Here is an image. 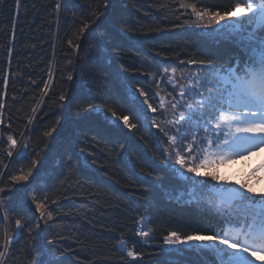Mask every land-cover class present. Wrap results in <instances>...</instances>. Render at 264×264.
Wrapping results in <instances>:
<instances>
[{
	"label": "trees",
	"instance_id": "1",
	"mask_svg": "<svg viewBox=\"0 0 264 264\" xmlns=\"http://www.w3.org/2000/svg\"><path fill=\"white\" fill-rule=\"evenodd\" d=\"M179 1L194 4L198 11L209 6L212 11L215 6L229 10L240 2L72 0L68 5L72 10L60 13L55 10L58 0H19V7L16 0L0 2V102L4 103L0 159L8 166L0 165L5 173L0 186L11 188L10 206L9 198L0 195V244L15 235L16 219L39 217L32 212L35 202L55 209L51 231L37 236L25 228L9 246L6 264H31L39 258V249L48 251L49 240L61 250L49 252L48 259L64 264H129L131 258L121 243L141 254L133 264H217L215 245L168 250L158 245L171 231L182 236L197 230L211 234L236 230L237 225L228 223L214 205L192 200L191 185L180 176L178 166H170L174 161L164 163L168 138L149 118L171 127L167 124L171 112L158 108V94L172 98L164 67L176 68L177 76L200 71L189 60L212 59L226 67L230 60L235 62L234 56L242 55L245 42L238 35L229 36L227 29L190 28L192 12L182 9ZM140 89L157 112L147 109ZM62 91L72 99L58 102ZM201 98L187 96L179 110H186L185 102L195 104ZM124 116L127 125L116 118ZM202 125L203 121H194L187 135L195 131L204 136ZM46 131L51 136L45 137ZM9 134L17 139L18 148L22 142L29 145L23 160H17L15 152L7 156L4 141ZM32 159L41 161L33 177L14 186L10 176L21 168L27 171ZM247 171L246 167L244 176ZM34 195L37 199L30 205ZM141 217L152 230L150 242L138 236Z\"/></svg>",
	"mask_w": 264,
	"mask_h": 264
},
{
	"label": "snow or ice",
	"instance_id": "2",
	"mask_svg": "<svg viewBox=\"0 0 264 264\" xmlns=\"http://www.w3.org/2000/svg\"><path fill=\"white\" fill-rule=\"evenodd\" d=\"M71 2L72 0H64L62 5L58 0L55 5L56 12H70L72 9L68 5ZM16 5L19 7V0H16ZM187 7H190L197 20L202 22L195 26L216 25L222 30L227 29L229 36H240L245 42L241 49L242 55L234 56L235 62L230 60L226 67L214 63L212 59L189 60V64L200 67V71L193 79L200 82L199 87L204 91L200 92L195 88L180 85L178 89L180 99L177 100L173 96L172 99L176 102L169 103L175 117L167 121L171 127L161 126L151 118L149 121L151 125L160 128L168 138V148L163 150L167 153L164 163L168 165L169 161H174L170 166L173 168L178 166L176 170L179 171L180 176L191 185L189 195L192 200L214 205L217 211L226 217L228 223L237 225V229H222L219 233L211 234L197 230L193 234L183 236L179 232L171 231L164 237V241L169 247L193 245L195 242L205 246L215 245L212 251L217 257V264H257V262L264 264V158L259 162L250 161L253 154L264 149V0H240L229 10L224 11L220 10V6H215V11L211 10L213 6L204 8L203 11H197L195 5H187ZM153 31L158 32L160 29ZM69 44H72V41H69ZM75 46L79 48L80 44L77 43ZM68 63L71 64L72 61L69 60ZM176 71V68H171L173 76ZM163 73L168 74L169 68L164 67ZM67 79L71 81L73 76L69 74ZM208 83L212 84L211 88L206 86ZM3 84L6 96L7 79ZM45 87L47 88L48 85ZM194 91L202 98L195 104L185 102L186 110L180 111L179 109L184 107L181 103L183 98ZM139 95L145 97L143 103L147 109L153 113L157 112V108L148 103L147 94L143 89H140ZM66 99H72L68 93L62 91L58 94V102ZM160 107H164L163 102ZM3 108L4 103L0 102V113ZM35 111L33 109V112ZM143 115L147 117L148 114L144 112ZM112 116H116L114 111ZM116 118L122 119L125 125L128 124L127 116ZM194 121H203L204 136L198 137L195 131L191 137L187 135ZM0 124H3L2 119ZM130 127L135 128L136 125L132 124ZM51 134V131H46L43 135L48 137ZM0 136H3V133H0ZM4 142L8 146V157H12L13 152L16 153L17 160H23L29 155L27 151L29 145L22 142L18 148V141L13 135H7ZM36 155L38 156L39 153ZM237 161H248L245 164L248 171L244 180L231 179L218 171L220 166L235 164ZM40 164L39 159H32L27 171L21 168L19 174L11 175L10 180L13 185L28 182L30 177H33V170ZM0 165L3 168L8 167L2 159ZM3 168H0V176L5 174ZM196 177L205 179L198 180ZM0 195L9 198L10 206L11 188L0 186ZM42 198L47 199L43 195ZM36 199L34 195L28 203L31 205ZM3 211L6 213L8 208ZM54 211L55 209L48 208L46 202H35L32 212L33 214L38 212V218L34 216L31 220L23 221L16 219L15 235L0 244V264H6L5 258L9 246L12 245L13 240L23 236L25 228L28 229L29 235L35 231L37 236L41 232L51 231L49 222L53 220ZM2 219L7 220L8 216L3 215ZM138 236L150 238L149 233L144 230H140ZM55 244V241L49 240L45 245L48 251L39 249V258L31 264H64L61 260L48 259L49 252L61 250L54 248ZM120 248L125 249V245L122 243ZM29 255H32L31 250ZM140 255L134 249H126V256L131 258L129 264L136 262Z\"/></svg>",
	"mask_w": 264,
	"mask_h": 264
},
{
	"label": "rangeland",
	"instance_id": "3",
	"mask_svg": "<svg viewBox=\"0 0 264 264\" xmlns=\"http://www.w3.org/2000/svg\"><path fill=\"white\" fill-rule=\"evenodd\" d=\"M179 4H180V6H181L182 9L189 10V11H191V8L190 7H187V5H194L192 3H188V2H184V1H179ZM182 5H184V6H182ZM191 14L193 16V20L192 21H188V26L190 28L197 29V30H200V31H213V30H218V29L221 28L220 26H216V25H212V26H208V27H203V26L197 27L195 25H197L198 23H202V22H199L197 20V18H196V16H195L194 13H191ZM203 23H205V22H203ZM195 75L196 74H194V73H192V75H190V72H186L184 74L180 73V74H178V76H177V73H175L174 76H173V74L171 73V70H169L168 76L166 77V83L168 84V86H169V88L171 90L172 97L175 96L177 100L180 99V97L178 95V89H179V86L180 85H186L187 87H192V88H195V89L200 88L199 87V83L200 82H197V81H195L193 79L195 77ZM174 87L176 88V92L174 90ZM135 93L132 94V95H134L133 96L134 98L136 97V94ZM158 96H159L158 97L159 98V105H158L159 110L162 111V112H164L166 110H169L171 112V114H170L171 115L170 116V120H173L175 117L172 116L173 113H172V110H171V108L169 106V102L175 103L176 101L173 100L172 98L171 99H168L166 97V95L165 94H162V93L161 94H158ZM187 96L188 97L190 96L191 98L196 99V92L194 91L192 93L187 94L183 98V101H186L187 100ZM141 101H142V99H141ZM161 102H163V104H164V107L163 108L160 107ZM115 121L116 122H119L117 120H115ZM261 158H264V149H262L259 153L253 154L250 157V161L251 162H259L261 160ZM247 162L248 161H237V162H235V164L222 165V166H220V168L218 169V171L220 172L221 175H227L231 179H236L237 181H241L242 179H245V177H246V176H244V172L243 171L246 168L245 167V164ZM242 173H243V175H242ZM140 230L147 231L149 233V237H150V238H141V237L140 238L142 240H144L145 242H150L149 240L151 238H153V233H152V230H151L150 226L146 223V220L144 218H143V220L140 219L139 222H138V224H137V233H139ZM194 244H200V243L199 242H195ZM158 245L160 247H162L163 249H165V250L180 247V246L169 247L165 243L164 239H163V241L159 242ZM183 246H188V245H183ZM126 249H130V248L125 247V250ZM257 264H259V262H257Z\"/></svg>",
	"mask_w": 264,
	"mask_h": 264
}]
</instances>
